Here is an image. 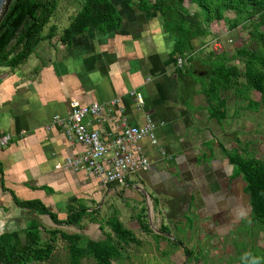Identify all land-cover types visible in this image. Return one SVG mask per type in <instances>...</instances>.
Wrapping results in <instances>:
<instances>
[{
	"label": "crops",
	"instance_id": "0c3cea01",
	"mask_svg": "<svg viewBox=\"0 0 264 264\" xmlns=\"http://www.w3.org/2000/svg\"><path fill=\"white\" fill-rule=\"evenodd\" d=\"M132 22L119 33L79 36L71 50L45 41L19 67L0 66V134L13 136L0 149V234L22 230L32 219L46 228L55 225L48 215L19 207L20 200L40 199L65 218L68 207L82 199L101 204L123 191L126 203L128 196L144 201L140 189L147 186L159 200L158 209L164 201L178 212L187 202L201 211L202 224L211 223L222 209L225 200L216 194L230 165L219 145L227 146L223 122L210 118L199 83L174 72L168 57L173 41L162 27L146 31L141 21ZM35 54L42 65L26 68ZM134 89L145 98L142 108L130 95ZM116 97L120 104L106 105L102 120L89 117L90 126L108 138L121 129V120L141 125L149 114L158 123V142L143 141L151 165L146 173L101 189L95 177L56 167L84 146L69 139L63 127L46 125L55 115L67 116L72 100L107 103Z\"/></svg>",
	"mask_w": 264,
	"mask_h": 264
},
{
	"label": "trees",
	"instance_id": "16d2710c",
	"mask_svg": "<svg viewBox=\"0 0 264 264\" xmlns=\"http://www.w3.org/2000/svg\"><path fill=\"white\" fill-rule=\"evenodd\" d=\"M61 1L10 0L0 21V66L17 68L29 59L40 43L53 42L59 34L58 24H52L47 32L45 28L56 16ZM120 1L122 6L117 0H81V7L70 17L58 43L71 50L79 36L93 39L96 31L102 34L119 33L133 24L134 19L143 24L144 13H158L162 30L173 41L168 57L174 65V72L199 83V91L205 96L210 118H215L219 123L226 120L232 98H243L247 106L255 110L264 106V0H189L196 5L194 12L187 7V0ZM135 3H138L139 13L128 15V22L123 9L129 11ZM228 11L234 16L228 17L225 14ZM221 21L230 28L247 30L248 35L242 36L234 54L211 51L204 56L201 54L202 42L211 31H216L215 25ZM179 58L186 60V63L176 66ZM235 59L243 65L235 63ZM235 141L240 147L230 149L223 142L219 143L222 153L233 166L229 182L237 178L243 180V191L249 196L251 219L254 224L264 225V160L251 155L248 142L241 147L242 140L235 137ZM99 187L103 189L102 185ZM153 201L157 208L159 200L153 197ZM16 204L35 210L39 215H48L56 226L46 228L43 223L32 219L22 230L0 234V264H31L51 260L59 239L66 243L70 264H83L84 260H90L92 264H113L124 258L129 245L142 244L134 230L125 225L118 210L108 218H98L102 210L100 201L94 207L82 202L71 204L65 218H60L40 199L20 200ZM147 210L143 205L135 213L142 231L184 246L177 237L172 239L167 236L166 233L171 234V230L164 223L159 228L160 232H155L148 220ZM187 210L191 211V208ZM84 219L98 224L104 237H87L85 244H82L85 233L68 232L61 227L83 229ZM106 226L110 231L105 230ZM43 230L49 234L46 239L43 238ZM184 247L187 253L190 249ZM242 264H256V259L247 258Z\"/></svg>",
	"mask_w": 264,
	"mask_h": 264
},
{
	"label": "rangeland",
	"instance_id": "374dc122",
	"mask_svg": "<svg viewBox=\"0 0 264 264\" xmlns=\"http://www.w3.org/2000/svg\"><path fill=\"white\" fill-rule=\"evenodd\" d=\"M117 2H119V5H123L120 0H117ZM186 5L192 12L195 11L196 5L189 0H187ZM124 6L127 7L126 5ZM80 7L81 0L61 1L56 16L52 18L45 28V32H47L52 24H58L59 34L54 38L53 42L58 43L61 32L70 22V17ZM123 11L125 12L126 21H128V15L134 14V12L139 13L138 3H135L134 7L130 8L129 11L125 9ZM225 14L228 17L234 16L230 11ZM144 16V30L147 31L146 28L150 30L153 27H161V17L158 13L146 12ZM218 23V25H215L216 31H211L202 42L203 51H201V54L204 56L211 51L234 54L236 48L240 45L242 36L248 35L247 30L241 31L239 28H230L224 21ZM217 42L220 46L215 48ZM38 59L37 54L33 55L29 60L30 63L25 67L33 68L37 65H42L36 61ZM33 60L35 62L31 64ZM234 62L241 66L243 65L238 59H235ZM200 99L202 101L204 99L203 103L207 106L205 96L200 95ZM200 99L198 98V101H201ZM229 104V116L222 123V131L227 132L223 134L222 138L227 143L228 148L238 147L235 137H239L243 142L241 147H243L244 142H248V151H250L251 155L264 160V106H260L257 110L251 109L243 98H232ZM206 145L210 146L209 143ZM232 170L233 166L229 165L228 172H225L226 177L224 178V175L222 177V192L216 195H219L217 199L221 198L219 201H225H223L222 209H218L219 211L217 210L215 216L212 213L214 220L209 224L201 223L202 219L199 214L201 211H196L194 206H192L191 211L187 210V202H184L183 208L178 212L172 210L164 201L161 209L156 208L153 197L150 195L152 192L147 186H145V189L150 194H142L144 202L137 201L129 196L127 203L124 202L122 198L126 195L123 191L108 196L107 201L100 204L102 210L98 218H108L118 210L125 225L134 230L142 240L141 245H129L126 248L124 258L120 261H114L113 264H242L247 258L251 257L256 259V264H264V225L261 223L254 224L251 219L249 196L243 191V180L237 178L232 183L229 182V175ZM98 201L81 200L82 203L92 207ZM143 205L148 209V220L150 221L151 219L150 222L154 231L160 232L159 228L162 223L168 225L167 227L171 230V234L166 233L167 236L172 239L175 236L183 241L184 246L190 249L187 253L183 245L173 243L166 238H156L154 235L142 231L136 220L135 213ZM83 224L85 226L83 229L63 225L61 227L68 232L79 231L83 234L85 233L86 236L82 239V244H85L87 237H104L98 224L90 222L89 219H84ZM46 226L47 228H52L55 225ZM105 230L110 231L108 226L105 227ZM44 236L48 238L49 234L44 233ZM31 264H70L66 243L59 239L51 260ZM83 264H92V262L84 260Z\"/></svg>",
	"mask_w": 264,
	"mask_h": 264
},
{
	"label": "built area",
	"instance_id": "2783aa9c",
	"mask_svg": "<svg viewBox=\"0 0 264 264\" xmlns=\"http://www.w3.org/2000/svg\"><path fill=\"white\" fill-rule=\"evenodd\" d=\"M215 45V48L220 46L218 42ZM184 63L186 60L179 58L176 66H182ZM130 95L136 98L139 108L145 105L142 93L131 90ZM120 102V97L107 103L98 101L82 103L72 100L67 116L55 115L52 118L46 129L61 126L69 139L84 146L81 153L66 157L65 161L56 167L84 172L95 177L104 188L125 184L131 176L145 173L150 169V159L144 150L143 141L150 140L154 144L158 142L157 123L151 115L147 114L145 122L141 125H132L126 120H121V129L108 138H104L99 129L90 126L89 117L102 120L105 106L113 107ZM12 139L11 133H1L0 149L7 147Z\"/></svg>",
	"mask_w": 264,
	"mask_h": 264
},
{
	"label": "water",
	"instance_id": "95a60500",
	"mask_svg": "<svg viewBox=\"0 0 264 264\" xmlns=\"http://www.w3.org/2000/svg\"><path fill=\"white\" fill-rule=\"evenodd\" d=\"M9 3H10V0H0V21H1V18H2V16L5 14V12H6V10L4 9V8H7L8 7V5H9ZM84 173V172H83ZM86 174V173H85ZM87 175V174H86ZM87 176H89V175H87ZM91 178H92V176H91ZM142 192H144V194H146V195H148V192H147V190L145 189V188H141L140 189ZM150 221H151V219H150ZM152 224V223H151Z\"/></svg>",
	"mask_w": 264,
	"mask_h": 264
}]
</instances>
